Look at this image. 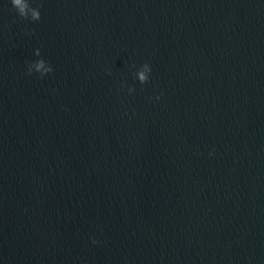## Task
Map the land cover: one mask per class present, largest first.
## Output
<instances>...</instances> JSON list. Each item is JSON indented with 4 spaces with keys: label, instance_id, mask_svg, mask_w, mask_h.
I'll use <instances>...</instances> for the list:
<instances>
[{
    "label": "water",
    "instance_id": "1",
    "mask_svg": "<svg viewBox=\"0 0 264 264\" xmlns=\"http://www.w3.org/2000/svg\"><path fill=\"white\" fill-rule=\"evenodd\" d=\"M0 264H264V0H0Z\"/></svg>",
    "mask_w": 264,
    "mask_h": 264
},
{
    "label": "clouds",
    "instance_id": "2",
    "mask_svg": "<svg viewBox=\"0 0 264 264\" xmlns=\"http://www.w3.org/2000/svg\"><path fill=\"white\" fill-rule=\"evenodd\" d=\"M11 3H12V5H13V7H16V6H19V5L21 4V0H11ZM28 3H29V2H28ZM29 5H30V4H29ZM35 9H38V8H35ZM19 15H20V17H22V18L28 19V18L26 17V15L24 14V10H23V8L20 9ZM39 19H40V12L34 10L33 13H32V18H31V20H32V21H38ZM144 66H145V67H149V64L145 63ZM149 70L151 71V67H150ZM51 71H52V70H51ZM29 74H31V73H29ZM140 79H141V81H145L147 78L144 76L143 73H141V74H140ZM157 99H159V97H157ZM210 155H211V153H210ZM96 242H97V241L93 240V243H96Z\"/></svg>",
    "mask_w": 264,
    "mask_h": 264
}]
</instances>
